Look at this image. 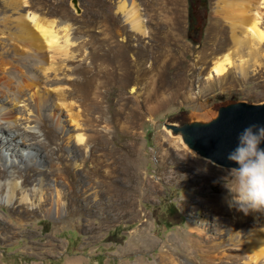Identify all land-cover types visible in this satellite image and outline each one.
<instances>
[{
	"label": "rangeland",
	"instance_id": "obj_1",
	"mask_svg": "<svg viewBox=\"0 0 264 264\" xmlns=\"http://www.w3.org/2000/svg\"><path fill=\"white\" fill-rule=\"evenodd\" d=\"M4 1L0 17L15 20L33 11L70 24L77 40L69 46L74 59L64 71L73 76L52 87L43 84L51 99L61 88L76 91L72 100L87 140L72 147L75 137L62 132L47 148L52 161L44 160L36 173L23 171L35 183L44 179L45 200L16 199L10 205L0 193V264H245L247 254L237 251H245L256 219L263 227L262 211L245 215L229 207L232 168L200 157L165 128L176 116L208 117L223 102L264 100V57L248 76L233 71L222 79L208 77L213 47L230 42V25L218 13L220 0H207L204 28L195 35L188 31V0H136L147 31L138 35L120 9L123 0H78V8L72 0H29L21 11ZM110 41L128 43L131 61L139 46L153 45L162 85L155 101L144 100L142 81L122 93L100 86L110 66ZM205 50L208 56L200 59ZM63 120L75 136L66 110ZM46 127L54 134L51 118ZM12 134L7 126L5 135L13 139ZM4 154L5 149L1 168ZM28 158L24 151L20 169ZM61 165L69 178L60 174ZM56 180L66 192L61 216L55 211ZM246 220L247 227L241 224Z\"/></svg>",
	"mask_w": 264,
	"mask_h": 264
},
{
	"label": "bare ground",
	"instance_id": "obj_2",
	"mask_svg": "<svg viewBox=\"0 0 264 264\" xmlns=\"http://www.w3.org/2000/svg\"><path fill=\"white\" fill-rule=\"evenodd\" d=\"M5 1L12 5L15 11H21L30 5L29 0ZM219 2L218 13L230 25V42L222 41L213 47V67L208 77L222 79L233 71L241 76H248L250 69H255L258 60L264 57V0ZM139 7L136 0H123L120 4L121 11L125 13L132 31L137 35L147 33ZM61 29L64 31L62 36ZM71 29L70 24L63 25L56 17L43 16L33 11L20 13L15 20L10 15L0 17V149L1 151L5 149L2 157L3 167H0V193L4 194L2 201L7 204H15L16 199L24 204L34 202V197L40 201L45 198L44 179L35 183L36 178L23 171L32 169L36 173L44 166V160L52 158L53 154H50L47 148L60 133L65 132L69 139L75 137L76 141L71 144L72 147L87 140L81 131V114L79 109L76 110V102L72 100L76 91L73 93L71 90L61 88L55 91L56 98L51 99L48 95L51 92L49 86L48 89L45 86L50 82L49 85L52 87L54 83L73 76L64 71L70 66L68 61L74 57L69 53V46L77 40L71 36L73 33ZM110 43L106 47V61L110 66H106V80H102L100 86L113 85L122 93L132 82L142 81L144 100L155 101L162 93V85L158 84L156 73L158 55L153 45L150 43L146 47L139 46L136 60L131 61L128 43L116 41ZM207 56L205 50L200 59ZM145 63L149 65L145 66ZM85 86H88L87 80ZM132 90L134 91L135 87ZM136 108L133 112L134 119L138 118L140 113ZM64 110L70 121L74 122L73 127L77 132L75 136L67 130L68 124L63 120ZM47 118H51L55 125L54 134H51L52 129L46 127ZM7 126L14 134L13 139L5 135ZM12 141L19 147L17 151L12 148ZM8 150H12L11 153ZM24 151H27L30 158L25 168L20 169L19 163L25 160H22ZM64 157L63 154L60 155V158ZM58 167L61 170L60 174L69 178L68 168H64L63 165ZM55 182V211L61 216L66 192L59 187L58 180ZM73 193L76 191L73 190ZM86 199L89 200V197ZM262 213L263 227L258 228L259 223L256 219L257 226L245 241V251L242 249L237 251L247 254L249 259L245 264H264V211ZM241 224L247 227L249 222L246 220Z\"/></svg>",
	"mask_w": 264,
	"mask_h": 264
},
{
	"label": "water",
	"instance_id": "obj_3",
	"mask_svg": "<svg viewBox=\"0 0 264 264\" xmlns=\"http://www.w3.org/2000/svg\"><path fill=\"white\" fill-rule=\"evenodd\" d=\"M72 3L79 7L78 0H72ZM252 123L264 124V100L223 102L208 117L176 116L165 123V128L172 135L180 136L184 144L200 157L234 168L238 165L228 161L226 155L236 146L238 134ZM260 147L264 148V143Z\"/></svg>",
	"mask_w": 264,
	"mask_h": 264
},
{
	"label": "clouds",
	"instance_id": "obj_4",
	"mask_svg": "<svg viewBox=\"0 0 264 264\" xmlns=\"http://www.w3.org/2000/svg\"><path fill=\"white\" fill-rule=\"evenodd\" d=\"M264 124L252 123L237 137L236 146L226 159L238 167L231 169L234 185L229 190V207L248 215L264 211Z\"/></svg>",
	"mask_w": 264,
	"mask_h": 264
},
{
	"label": "flooded vegetation",
	"instance_id": "obj_5",
	"mask_svg": "<svg viewBox=\"0 0 264 264\" xmlns=\"http://www.w3.org/2000/svg\"><path fill=\"white\" fill-rule=\"evenodd\" d=\"M188 4V31L191 35H195L204 28V20L207 18V0H188Z\"/></svg>",
	"mask_w": 264,
	"mask_h": 264
}]
</instances>
